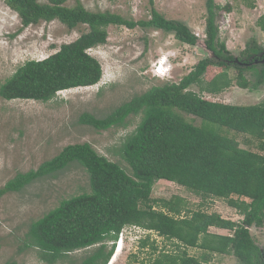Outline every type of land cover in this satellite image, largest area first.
<instances>
[{"label":"trees","instance_id":"trees-1","mask_svg":"<svg viewBox=\"0 0 264 264\" xmlns=\"http://www.w3.org/2000/svg\"><path fill=\"white\" fill-rule=\"evenodd\" d=\"M150 1L154 6V0ZM5 2L18 13L23 27L53 20L70 29L80 24L89 26L88 32L63 44L56 53L20 66L0 84V96L5 100L48 102L61 91L98 84L103 67L89 50L107 43L111 25L163 30L190 45L199 40L186 23L165 18L155 7L150 19L134 20L111 11H91L80 2L69 7L66 0ZM207 8L205 43L213 57L199 60L179 82L153 86L104 117L89 112L79 116L81 124L103 131L125 126L130 116L141 115L121 148L130 173L90 143H75L38 168L18 173L0 188L1 199L65 170L73 162L88 173L89 191L62 200L30 224L26 246L39 248L43 260L54 263L70 252L98 245L82 264H108L127 226L205 251L201 257L186 250L174 256L163 253L154 264H206L216 253L235 255L242 264H261L264 260V252L250 231L253 226L264 227V102L237 105L211 101L191 89L197 85L201 92L215 95L235 85L257 89L264 83V64H260L264 48L253 39L236 58L220 41L216 24L217 14L231 7L207 0ZM258 24L264 30V14ZM213 67L221 72L208 79L206 75ZM231 69L236 70L235 78ZM248 71L253 72L255 81L246 76ZM182 113L200 118L202 123L190 122ZM222 128L248 135L257 142L259 151L242 148ZM160 180L176 183L203 198L224 199L243 218L235 221L217 212L191 210L179 196L154 199L153 188ZM212 227L233 233H213Z\"/></svg>","mask_w":264,"mask_h":264},{"label":"rangeland","instance_id":"rangeland-1","mask_svg":"<svg viewBox=\"0 0 264 264\" xmlns=\"http://www.w3.org/2000/svg\"><path fill=\"white\" fill-rule=\"evenodd\" d=\"M78 2L91 11H111L134 20L150 19L151 9L155 7L165 18L186 23L200 43H183L173 33L154 28L130 29L111 25L108 27L107 43L89 50L103 67V77L98 84L61 91L48 102L5 100L0 96V188L18 173L38 168L65 146L75 143H90L101 155L119 163L130 173L121 148L127 136L137 128L141 115L130 116L125 126L103 131L81 124L79 116L89 112L104 117L153 86L179 82L199 60L213 57V52L204 44L207 0H154V6L150 0H66L65 5L74 7ZM215 2L231 7L219 12L216 18L219 39L226 44L229 52L239 58L253 39L264 48V30L258 24L264 14V0ZM88 31L86 24L70 29L59 20L23 27L18 13L5 0H0V84L26 61L45 59L56 53L63 44L75 41ZM165 59L168 60L164 64L166 68L157 74L161 68L160 62ZM219 72L220 68L213 67L206 77L209 79ZM230 75L235 78L236 70L231 69ZM246 76L251 81L256 79L251 71L246 72ZM191 89L211 101L237 105L264 102V83L255 90L235 85L216 95L201 92L197 85ZM183 115L197 125L202 123L200 118ZM222 129L227 131L229 137L236 139L242 148L259 151L257 142L251 141L248 135ZM89 183L84 167L73 162L65 170L41 178L22 191L4 195L0 199V264H82L98 245L70 252L49 263L42 259L39 248L27 247L26 241L33 221L57 207L62 200L89 191ZM175 196L183 198L191 210L201 208L235 221L243 218L224 199L203 198L166 180L158 181L153 188L154 199L168 200ZM250 231L256 244L264 249V227L253 226ZM210 232L224 235L233 233L215 227L210 228ZM118 239L116 247L120 251L113 264H154L155 259L162 257L163 253L174 256L184 250L195 257L205 253L200 248L185 247L176 240L136 226L125 227ZM211 256L206 264H242L235 255L216 253Z\"/></svg>","mask_w":264,"mask_h":264},{"label":"water","instance_id":"water-1","mask_svg":"<svg viewBox=\"0 0 264 264\" xmlns=\"http://www.w3.org/2000/svg\"><path fill=\"white\" fill-rule=\"evenodd\" d=\"M200 43V41L198 40V42H197V44H199ZM204 44H205V46H206V48L208 49V47H207V45H206V43H205V41H204ZM209 50V49H208ZM210 51V50H209ZM211 52V51H210ZM264 60V59H263ZM263 60H261L260 61V63L262 62V63H264V61ZM238 61V60H237ZM256 63H258V61H256ZM117 249H118V247H116V249H115V252H114V254H113V256L111 257V259H110V261H109V263L108 264H110L111 263V260L114 258V256H115V254H116V251H117ZM262 264H264V262L262 263Z\"/></svg>","mask_w":264,"mask_h":264},{"label":"clouds","instance_id":"clouds-1","mask_svg":"<svg viewBox=\"0 0 264 264\" xmlns=\"http://www.w3.org/2000/svg\"><path fill=\"white\" fill-rule=\"evenodd\" d=\"M167 61H168V60L165 59V60H163V61L160 62V67H161V68H159L160 70L156 72L157 74L162 72V69L165 67L164 64H165ZM167 67H168V66H167ZM157 68H158V67H157ZM165 68H166V67H165ZM167 70H168V69H167Z\"/></svg>","mask_w":264,"mask_h":264},{"label":"bare ground","instance_id":"bare-ground-1","mask_svg":"<svg viewBox=\"0 0 264 264\" xmlns=\"http://www.w3.org/2000/svg\"><path fill=\"white\" fill-rule=\"evenodd\" d=\"M120 251V248L118 247V249H117V251H116V254H115V256H114V258L111 260V263L110 264H113L114 263V261H116L117 259V256L116 255H118V252ZM120 255V254H119Z\"/></svg>","mask_w":264,"mask_h":264},{"label":"flooded vegetation","instance_id":"flooded-vegetation-1","mask_svg":"<svg viewBox=\"0 0 264 264\" xmlns=\"http://www.w3.org/2000/svg\"><path fill=\"white\" fill-rule=\"evenodd\" d=\"M262 250V253L264 252V249H261ZM264 262V260L263 261H261V264Z\"/></svg>","mask_w":264,"mask_h":264}]
</instances>
